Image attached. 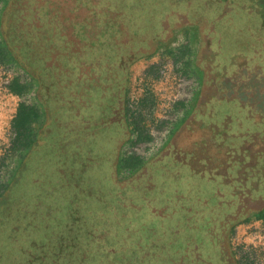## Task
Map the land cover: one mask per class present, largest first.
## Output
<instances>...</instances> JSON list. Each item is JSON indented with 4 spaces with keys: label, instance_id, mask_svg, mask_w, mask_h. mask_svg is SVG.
<instances>
[{
    "label": "trees",
    "instance_id": "1",
    "mask_svg": "<svg viewBox=\"0 0 264 264\" xmlns=\"http://www.w3.org/2000/svg\"><path fill=\"white\" fill-rule=\"evenodd\" d=\"M7 1L0 20V62L18 63L37 77L46 119L36 139L32 137L31 128L39 115L34 106L19 103L11 120L15 132L13 146L22 148L26 154L32 153L26 156L27 160L23 161L14 180L5 187L6 193H0V264H190L192 251H188L187 246L192 245L189 242L192 237L190 234L182 237L183 231L189 230L186 227L198 220L205 223L216 217L221 219L223 213L216 207L218 202L223 205L231 201L233 206L243 205V198L254 196L255 187L264 185V163L251 165V152L258 153L259 150L253 151L252 143H243L241 139L245 136L236 137L237 128L235 123L232 125V116L225 125L221 116L211 123L215 134L225 142L212 143L220 148L216 154L223 149L220 154L227 157L225 163H212L207 143H186L187 146H183L177 140L167 143L162 151L147 160L134 154L118 158L115 164L117 178L107 175L94 177V172L90 174L95 170L90 156L79 157L78 151H74L72 158L64 162V157L61 160L60 153H56L55 163L59 172L55 185H48L52 187L43 190V195L39 190L23 192L21 189L25 175L34 170L33 164L38 162L36 155L47 148L52 150L54 143H58L55 110L69 125L73 120V104L77 106V100H81L84 105H89L86 104V95L82 99L81 89L77 94L71 83L75 81L70 75L71 68L67 69L60 63L64 53L54 47L56 42L67 54L72 44L75 45L74 37L82 41L87 36L85 30L87 25L91 26V17L102 21L113 16L107 11L111 4L121 11L126 9L130 15H144L145 29L152 27L154 35L145 44L127 47L117 66L124 68L138 56L155 52L173 30L190 22L184 12L194 9L192 5L198 0H172V6L168 0H153L157 2L150 5L143 0H62L61 3L36 0L30 6L32 18L31 21L27 19V23L26 1ZM256 4L258 12H262L261 27L264 29V0H252L250 7L248 3L238 6L255 19L256 10L250 11V8ZM176 5H183L184 10L181 12L176 8L181 13L174 16L172 8ZM207 6L209 3L206 2ZM79 13L81 15L76 16ZM116 13L113 12L114 15ZM66 21L71 22L70 32ZM173 23L182 24L174 28ZM75 26L77 29L74 30ZM42 27L46 28L43 30ZM47 28L48 33L45 31ZM100 30V38L105 37L106 29L102 30L101 26ZM88 40L93 45L94 40ZM48 43L51 44L49 48L46 47ZM81 55L75 56L77 61L73 65L80 70L76 74L79 81L82 75L89 73L82 66ZM63 76L68 80L63 81ZM27 89L28 85L16 78L9 84L10 92L19 97ZM63 103L68 106L64 107ZM192 115L196 117L195 112ZM251 115H248L249 119ZM129 118L132 119L133 132L137 131L141 138L142 131L137 129V120H133L132 112ZM69 135L72 136L69 132L64 135L63 140H68ZM235 138L238 142L241 140L240 143H230ZM38 170L42 171L40 165ZM63 175L70 178L68 182ZM184 178H187L186 182L193 178H201L204 182L208 179L211 184L208 186L206 183L207 187L193 193L192 184L188 186ZM229 187L233 189L232 195L225 193ZM72 188L78 192H72ZM49 190H52V200L58 204L52 205V209L43 204L49 197ZM18 192L21 199L13 219L15 222H10L7 205L15 201ZM254 211L255 217L264 221V205ZM168 216L174 220L169 253L163 251V245L156 246V242L148 238L152 231L161 234V225L166 223Z\"/></svg>",
    "mask_w": 264,
    "mask_h": 264
},
{
    "label": "rangeland",
    "instance_id": "2",
    "mask_svg": "<svg viewBox=\"0 0 264 264\" xmlns=\"http://www.w3.org/2000/svg\"><path fill=\"white\" fill-rule=\"evenodd\" d=\"M6 1L7 0H0V20L5 9ZM25 1L27 11L25 18L27 23V19L31 21L30 19L32 18L30 6L36 0ZM54 1L61 3L62 0ZM244 2V0H238L237 3L239 5ZM179 6H182V8ZM103 7H105V5ZM176 8L181 12L184 10L183 5H176ZM192 8L194 9H190V13H192L190 22L186 23L185 26H181L180 29L173 30L171 36L166 41L162 42L155 52L138 56L135 60L130 61L127 64V106L129 111L132 112L133 117L136 118L135 120H137L135 123L137 129L142 131V137H145L146 129L148 131L152 129L157 133L156 135L158 137H163V132L160 130H162V121L164 120L163 115L166 113V107L169 106L167 116L172 120L171 129L173 133L167 135L164 143H155L154 147L147 152L148 155L162 151L164 149H162V147L167 143L180 140V143L182 145L184 144L183 146H187V144L190 143H207V147L211 149L209 154L212 163H218L220 161L225 163L227 157L225 156L224 158L222 157V154H220L223 149L216 154V150L220 148H217V146L215 147L212 144L225 142L222 141L220 136L215 134L211 123L206 125V127H201L198 117L196 118L192 115L197 107L199 100L197 97L200 93V85L201 81H203L204 75L200 74V72H202V66L199 64V52L197 51L202 44V38L205 36L202 34L203 32H201V29L208 27L207 21L211 19L216 8L215 6L206 8V4H203L201 0L195 2L192 5ZM236 10L237 17L244 16L242 10ZM107 11L113 16L102 21H99L97 18H90L91 26L87 25L88 28L85 30L87 36L82 38V41L79 37L76 38L73 36V41L75 42V45L72 44L71 47L73 52L69 48L67 54H65L63 47L61 44H58V42H56V45L54 46L58 48L60 52L64 53L60 63H62V66L66 65L67 69L71 68V78H75V81H72L71 83H73V87H76L77 94H79V89H81L82 99L84 95H86L85 98H90L92 94L94 99L108 95V91L110 90L111 92L113 85L116 84L119 79L117 66H119L121 57L128 49L127 47L135 48L145 44L148 39L154 35V33H151L152 31L150 30V27L145 29L147 25L143 22L145 19L144 15H139L138 17L135 13L130 15L126 9L121 11L114 4H111ZM114 11H117L115 15L113 14ZM78 15H81V13L76 16ZM154 22L155 21L152 23ZM70 23L71 22L69 21L65 22V24L68 25L67 28L69 29V32L71 31V28H69ZM190 23L193 24L191 25ZM238 23L242 26L240 22ZM104 24H106V27L103 26ZM101 26L102 30H104V28L106 29V35L105 37L100 38ZM45 28L46 27H42L43 30ZM75 29H77V26L74 27V30ZM45 31L48 33L49 29L47 28ZM223 32L228 33L227 31ZM237 32L239 31L237 30ZM250 32L256 34L255 26L251 27ZM234 35V38L236 39L235 41L224 38L226 47L229 49H235L236 46H238L236 44L240 41L242 48L247 47L246 51L247 49L248 51L251 49L248 44L250 41V36L248 34H243L242 37L240 33H234ZM89 38L94 40L93 45L89 42ZM98 41L104 43H98ZM46 47H51V44L48 43ZM78 54H82L79 57L83 61L82 66H85L87 72H89L80 77L81 81L76 78V74L80 73L79 68L76 69V67L73 66L75 64L74 61H77L75 56ZM256 64L262 65V69L256 68ZM250 66L255 67V69L248 71L245 68H239L231 79H235L239 83L238 91H242L249 95L252 94V100H258L260 102L261 99L263 102L264 53L262 58L251 61ZM91 72L93 73V76L90 75ZM15 78L20 82L25 83V85H28V89L21 97L13 95L9 90V84L12 79ZM36 78L37 77L29 69L27 70L18 63L13 61L8 63L0 62V185H4L0 188V193L2 194L6 193L7 190L5 187H8L9 183L14 180L15 175L23 166V161H25V159L27 160L26 156L32 153V151H30L26 154L22 148L13 146L15 132L12 128L11 120L16 113L19 103L34 106L40 116V118L32 124L31 129L33 132V139L37 138V134L44 125L46 119L45 105L39 98V85ZM183 78L190 79V89L188 86H183L181 84ZM67 80L68 78L66 79V76H63V81ZM224 80H227V78ZM108 100L109 96L105 103L108 104ZM115 100L116 98H114V101ZM78 101L81 100H77V106L79 105ZM63 106L67 107L68 104L63 103ZM74 106L75 105L73 104L71 108L72 110ZM55 111V117L57 119V134L59 137L63 138V129L58 125L60 117L57 110ZM242 115L241 121H243ZM59 124L61 123L59 122ZM63 124L68 127L66 120H63ZM179 126L180 128L177 130ZM70 128L77 129V125L69 127V130ZM238 130L235 131V134ZM133 131L134 129L132 128L131 136L134 133ZM114 136H116V134H114ZM233 142L239 143L238 139L233 140ZM71 144L73 143H61L59 141V144L54 143L52 150L47 148L45 152L42 150L41 154L36 155L39 163L36 161L37 163L33 164L34 170L29 171L28 174L25 175L21 190L23 192L30 189L36 191L39 190L43 195V192L47 188L54 186V181L56 177H58L57 174L59 172V166L57 165V162L55 163V154L57 153L58 155V153H61L64 157V162H68V151H77L76 146L71 147V149L69 148ZM128 145H126V147ZM256 145L264 149V138L263 141L261 138H258ZM32 150H35V148H32ZM34 160L36 159L34 158ZM99 162V165H95V170L93 169L90 171V174L93 172L95 173L94 177L105 175L104 171H106V163L104 159H100ZM39 165L42 171L38 170ZM63 179H66L68 182L70 178L63 175ZM27 182H30V184ZM31 182L33 186L35 185L34 188H32L33 186L31 185ZM51 184L52 186H48ZM58 187L59 186H57V188ZM72 192L78 191L72 188ZM47 195L49 197L46 200V203L44 202L43 204L52 209L54 207L52 205L57 206L58 204L52 200L54 199L52 196V190H49ZM252 197L243 198L246 202V206L243 209L245 210V216H243V220H240L234 225L228 239L230 251L233 253V259L239 264H264V221L257 219L255 217L256 211H254L256 208L264 205V199H255V196L253 195ZM20 199L21 197L18 192L15 201L7 205L10 222H15L13 219L15 218L17 208L19 207ZM251 206L253 209H250ZM41 217H43V215H41ZM173 222L174 220L170 219V216H168L166 218V223L161 225V234L152 231L148 236L151 241L156 242V246L163 245V251H167L168 253L172 248L170 242H172L171 235ZM189 234V231H183L184 237H188Z\"/></svg>",
    "mask_w": 264,
    "mask_h": 264
},
{
    "label": "flooded vegetation",
    "instance_id": "3",
    "mask_svg": "<svg viewBox=\"0 0 264 264\" xmlns=\"http://www.w3.org/2000/svg\"><path fill=\"white\" fill-rule=\"evenodd\" d=\"M143 1L147 2L148 5L157 2L153 0ZM159 1L162 2L163 0ZM168 1L172 6V0ZM201 1L203 4H206V2L209 3V6L206 8L215 6L216 11L211 19L207 21L208 27L201 29V32H203L202 34L205 36L202 38V44L197 50L199 52V64L202 66V72H200V74L204 75L200 85L201 89L199 88L200 93L197 97L199 100L195 109L196 118L198 117L201 127H206V125H208L207 123L215 122L218 116H221L222 123L225 125L228 120L230 121V117L232 116V125L235 123L237 127L235 131L239 128L236 137L245 136L241 139L244 141L243 143H246V141L247 143H252L251 145L254 146V148H252L253 151H256L257 148L259 150L258 153L251 152V165H255V163H264V149L256 145L258 138H261L262 141L264 138V100L263 102L261 99L260 102L258 100H252V94L249 95L242 91H238L239 83L235 79H231L239 68H245L248 71L255 69V67H253L254 65L250 66V62L262 58L264 53V29L261 27L262 17L260 15L262 12H258L256 4L250 8V11L256 10V13L253 15L255 19H252L251 15L246 12H244L245 14L243 17H237L236 9H239L238 0ZM244 1L243 4L245 5L248 3L250 7L252 0ZM168 6L167 9L170 11ZM172 9L174 10V16L181 13L176 10V6ZM184 14L191 19L192 13L186 11ZM256 14H258V16L255 17ZM238 22H240L242 26H240ZM181 24L182 23H173V25H175L173 27L177 28L181 26ZM190 24L192 25L193 23ZM253 26H255L256 34L250 32ZM150 30L152 32L154 31L152 27ZM237 30L239 32H237ZM223 31H227L228 33H224ZM234 33H240L241 37L243 34H248L250 36V41L248 43L251 47L249 50L250 53L248 49V52L246 51L247 47L242 48L240 41L236 44L238 46H236L235 49L226 47L224 38L235 41ZM138 49L139 48H137L136 51H138ZM237 53H239V55H236ZM239 64L241 65L238 66ZM255 66H257L256 68L258 69H262V65L260 64H256ZM123 67L124 68H117L119 79L116 84L113 85L111 92L110 90L108 91V95L94 99L91 94L90 98L85 99L86 104L89 105H84L80 101L78 106L75 105L73 107V120L69 122L68 130L66 129L67 125L63 124L61 118L59 120L61 124L58 122V125L63 129V137L68 132L72 134V136H68V140H63V138L58 137V144L59 141L61 143H73L69 148L71 149V147L76 146L79 157L90 156V163L94 164V166L100 164V159H104L106 163L105 175L115 178H117L115 173L116 161L118 158L128 155L126 153V145L130 143L131 130L133 128L131 119L129 118L131 112L128 110L126 104V65ZM225 78H227V80H224ZM108 96L109 100L107 104L105 101ZM113 97L116 98L115 101ZM249 114H252L251 119L248 118ZM241 115L243 121H241ZM134 118L135 117H133V119ZM73 125H77V129L70 128L69 130V127ZM114 134H116V136H114ZM230 143L234 142L231 141ZM68 152H70V150ZM76 152L68 153L67 159H71L73 153ZM59 156L62 160L63 156L61 153ZM218 173L221 174L219 171ZM132 177L133 176L127 179L129 180ZM186 179L187 178H184V182H186ZM209 182L208 179H205L204 182L201 178H193V180L186 182V184H188V186L192 184V190L193 193H195L200 191V189L202 190V187H204L206 183L210 186L211 183ZM255 188V199H263L264 185ZM232 192L233 189L229 187L225 193L232 195ZM245 204L246 202H244L243 205L239 204L233 206L231 201L223 205L218 202L216 207L223 213L221 219L216 217L205 223L198 220L190 224V227H186L189 228L187 231L190 232V236L192 237V240L189 241L192 245L187 246V250L193 252H191L192 257L190 259V264H239L233 259V253L230 251L228 239L234 225L245 216V210H243L246 206ZM200 222L202 224H200ZM182 237H184V235H182Z\"/></svg>",
    "mask_w": 264,
    "mask_h": 264
},
{
    "label": "built area",
    "instance_id": "4",
    "mask_svg": "<svg viewBox=\"0 0 264 264\" xmlns=\"http://www.w3.org/2000/svg\"><path fill=\"white\" fill-rule=\"evenodd\" d=\"M181 84L183 86H188L190 89V79L183 78L181 80ZM188 89V90H189ZM189 93V92H188ZM169 110V106L166 107V113L163 115L164 120L162 121V131L163 132V137H158L152 129L149 131L146 129L145 131V137H139L137 131L133 133L131 136L130 144L126 148V153L129 154H134L139 156L140 158L147 160L152 158L154 154L148 155L147 152L154 147L155 143H164L167 135H169L172 131L171 129V119L167 116ZM158 148V146H157ZM155 151V150H154ZM153 151V152H154Z\"/></svg>",
    "mask_w": 264,
    "mask_h": 264
},
{
    "label": "crops",
    "instance_id": "5",
    "mask_svg": "<svg viewBox=\"0 0 264 264\" xmlns=\"http://www.w3.org/2000/svg\"><path fill=\"white\" fill-rule=\"evenodd\" d=\"M37 114H38V113H37ZM38 115H39V114H38ZM39 118H40V116H39ZM39 118H38V119H39Z\"/></svg>",
    "mask_w": 264,
    "mask_h": 264
}]
</instances>
